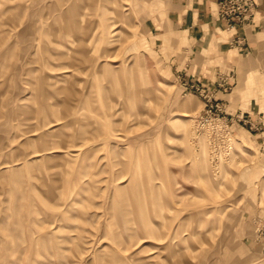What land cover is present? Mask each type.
I'll use <instances>...</instances> for the list:
<instances>
[{"label":"rangeland","instance_id":"1","mask_svg":"<svg viewBox=\"0 0 264 264\" xmlns=\"http://www.w3.org/2000/svg\"><path fill=\"white\" fill-rule=\"evenodd\" d=\"M166 1L0 0V264H264L259 145L213 167Z\"/></svg>","mask_w":264,"mask_h":264},{"label":"crops","instance_id":"2","mask_svg":"<svg viewBox=\"0 0 264 264\" xmlns=\"http://www.w3.org/2000/svg\"><path fill=\"white\" fill-rule=\"evenodd\" d=\"M218 1L167 0L152 32L182 88L216 92L231 130L249 133L264 159V0L250 22L233 28L219 19Z\"/></svg>","mask_w":264,"mask_h":264},{"label":"built area","instance_id":"3","mask_svg":"<svg viewBox=\"0 0 264 264\" xmlns=\"http://www.w3.org/2000/svg\"><path fill=\"white\" fill-rule=\"evenodd\" d=\"M218 5L219 19L233 28L237 25L243 26L253 19L257 3L256 0H219ZM190 89L199 94L205 105V111L196 120L195 135L197 139L203 136L207 139L211 163L218 171L234 152V132L231 130L222 106L216 99V92L199 84L192 85Z\"/></svg>","mask_w":264,"mask_h":264}]
</instances>
